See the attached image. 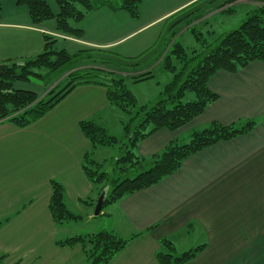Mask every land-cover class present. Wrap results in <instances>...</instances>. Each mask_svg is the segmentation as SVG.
Instances as JSON below:
<instances>
[{
    "label": "crops",
    "instance_id": "1",
    "mask_svg": "<svg viewBox=\"0 0 264 264\" xmlns=\"http://www.w3.org/2000/svg\"><path fill=\"white\" fill-rule=\"evenodd\" d=\"M221 1L142 0L139 18L102 5L77 24L84 36L74 38L58 33L56 19L34 24L26 5L3 0L0 64L36 56L44 49V36L49 35L58 38L56 50L72 54L85 48L104 49L132 60L134 71L151 70L155 76V69L160 68L165 74L168 70L162 59L174 38L194 27L187 24V17L202 11L212 16ZM47 2L57 14L55 1ZM238 6H246L247 13L254 9L249 1ZM225 29L215 31V36ZM170 80L162 83L153 77L135 83L153 81L157 98ZM30 82L18 81L14 87L41 95L47 91L44 85L36 88ZM208 85L218 98L202 114L176 130L154 132L140 141L137 153L150 158L171 141L188 139L194 130L213 121L230 125L254 119V129L200 150L156 185L108 204L109 209L100 215L110 225L102 229L124 238L138 234L109 264H157L155 256L163 237L175 247L180 237L190 248L205 245L185 264H264V62L252 61L236 72L219 70ZM112 107L104 86L83 84L27 127L0 120V222L9 218L0 225L4 264H78V257H86L80 245L56 242L101 229L69 232L70 223L76 221L55 223L49 210L51 180L63 184L66 204L73 212L79 213L83 205L95 207L84 202L94 198L96 191L82 168L92 146L80 122L93 119L107 128ZM97 151L102 156L99 150L94 156Z\"/></svg>",
    "mask_w": 264,
    "mask_h": 264
},
{
    "label": "trees",
    "instance_id": "2",
    "mask_svg": "<svg viewBox=\"0 0 264 264\" xmlns=\"http://www.w3.org/2000/svg\"><path fill=\"white\" fill-rule=\"evenodd\" d=\"M54 1L58 6L57 14L47 0H17L19 4L27 6L34 24L56 19L59 34L82 38L84 33L77 24L89 13L107 5L113 10H125L133 18H139L142 0ZM233 1L225 0L222 5ZM261 12H264V7L250 11L246 20L236 29L220 35L215 43L203 38L202 49L192 50V55L184 44L175 41L162 62L164 69L172 74V79L163 87L156 101L142 105L138 104L137 97L129 89L127 78L119 75L121 72L125 74L134 71L132 60L104 49L85 48L72 54L64 49L56 50L58 38L45 35L41 53L19 62L14 61L3 70L0 76V120L6 119L18 127H27L56 107L77 86H104L108 102L131 117L124 122L122 139L110 135L106 127L93 119L80 122V129L92 146V151L84 156L82 168L96 191L94 198L90 197V200L84 202L90 201L95 206L102 190L108 187L103 210L108 204L117 203L132 193L156 185L175 173L186 158L200 150L254 129V119L230 125L213 121L203 129L194 130L185 141H171L163 151L150 158L136 151L140 141L154 132L162 128L176 130L202 114L209 103L218 98L208 85L214 73L219 70L236 72L252 61L264 62V18ZM190 22L187 19V24ZM191 31L197 39L203 35L194 27ZM62 77L61 82L44 95L14 87L18 81L28 82L37 78L44 82L47 90ZM153 77L149 70L132 75L131 79L135 83ZM62 82L65 85L58 90ZM118 143H121L120 151L114 159L112 170H107L105 162L94 158V151L99 146H115ZM134 169L139 170L138 173L129 177ZM49 210L57 224L82 219L81 215L68 208L64 186L55 179L51 180ZM137 235L124 238L114 231L102 229L95 233L73 235L56 243L59 246L80 245L89 264H109ZM204 247L202 244L178 253L173 241L163 237L155 257L157 264H185L194 259ZM0 264H4V256H0Z\"/></svg>",
    "mask_w": 264,
    "mask_h": 264
},
{
    "label": "rangeland",
    "instance_id": "3",
    "mask_svg": "<svg viewBox=\"0 0 264 264\" xmlns=\"http://www.w3.org/2000/svg\"><path fill=\"white\" fill-rule=\"evenodd\" d=\"M224 1L225 0H222L221 2L217 3V6H215L214 8L215 10H213L212 12H218V13L212 16H209L212 13L208 14L202 11L198 16H193V17L188 16L187 17L188 22L191 21L190 22L191 25L194 26V28H196L197 31L202 32L203 35L202 36L199 35L200 39H197L196 36H194V34L191 31L192 29H190V31L184 32L183 35L176 36L174 38V42L175 41L180 42V43L183 42L182 44H184L187 47L188 53L192 55V50L202 49L203 38L207 39L209 42L215 43L214 41L215 39H217V37L215 36V31L217 32L218 29H220L221 27H225L226 28L224 30L225 33L230 32L236 29L244 20L247 19V17L249 16V13H247L248 8L246 6H238L242 2L249 1V3L253 4L254 9L264 7V2L255 1V0H235L231 3L222 5ZM260 14L264 18V12H261ZM179 31L180 29L177 30L175 33H178ZM173 43H171L165 55L170 52V49ZM163 59H162V62H163ZM83 67H86V65ZM41 71L43 72L44 69H42ZM146 71H149V70H146ZM142 72H145V71H142ZM142 72L134 73L133 71L130 73H125V74H122L121 72V74H119L121 76L124 75L127 78V85L129 89L133 92V94L137 95L139 105H142L145 103H151V102L156 101L157 99L156 98L157 92L155 90V86L153 85L154 84L153 81H151V83H134V80L131 79L132 75L140 74ZM165 72L167 73L162 74L160 71V68H156L155 73H154L155 74L154 77L156 78V81L160 80L162 81V83H164L163 82L164 80L166 79L167 81L168 79L170 80L172 74L168 71H165ZM62 79L63 77L59 79L58 81L54 82L53 85L50 86L44 94H46L49 90H51L56 84L61 82ZM30 84L32 85V87L39 88L38 86L44 85V82L40 79L32 78L31 82L28 85ZM64 85H65V82H62L58 90L62 88ZM107 115L109 116V119H108L109 122L107 124L108 133L110 135L116 136L119 139H122L124 136V129H123L124 122H127L130 119L131 115L125 113L124 111L117 108L116 106H113L112 109L108 111ZM185 140L187 139L185 138L182 139V141H185ZM124 141H126V139H124ZM120 146H121V143H118L115 146H99L97 147L96 150H99V152H102L103 154L102 156L100 155L98 156V151H97L94 158L99 161L105 162V165H104L105 169L112 170L114 159L117 158L118 152L120 151ZM138 171L139 170L134 169V171H132L128 176L134 177L138 173ZM108 209L109 207L106 206L105 210H108ZM78 212L82 215V219L79 221L70 223L71 225H69V227L67 228V231L72 232L76 229H82L83 231L85 230L90 231V230H94L97 227H98V230L99 229L102 230L105 224L110 225L108 219H102L103 217L101 215H97V216L94 215V207L92 209H88L87 207L83 205V207H81V209ZM175 241H177L176 249L178 253H182L190 249V247L186 246V244L182 242L184 241L183 238L181 237L176 238ZM77 263L78 264H89V262L86 260V257L84 255H83V259L82 258L80 259V257L77 258Z\"/></svg>",
    "mask_w": 264,
    "mask_h": 264
},
{
    "label": "water",
    "instance_id": "4",
    "mask_svg": "<svg viewBox=\"0 0 264 264\" xmlns=\"http://www.w3.org/2000/svg\"><path fill=\"white\" fill-rule=\"evenodd\" d=\"M8 67L7 64H0V76L3 72L4 69H6ZM108 192V187H106L105 189L102 190V192L100 193V195L97 198L95 207H94V215H100L102 208L104 206L105 200H106V195Z\"/></svg>",
    "mask_w": 264,
    "mask_h": 264
}]
</instances>
